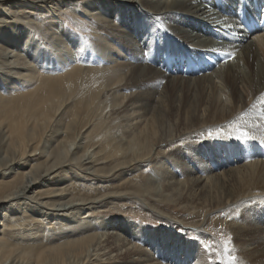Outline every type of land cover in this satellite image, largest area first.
<instances>
[{
	"label": "bare ground",
	"instance_id": "1",
	"mask_svg": "<svg viewBox=\"0 0 264 264\" xmlns=\"http://www.w3.org/2000/svg\"><path fill=\"white\" fill-rule=\"evenodd\" d=\"M243 9L264 0H0V264H206L212 224L264 264V31ZM137 171L139 195L111 188ZM134 203L175 229L110 216Z\"/></svg>",
	"mask_w": 264,
	"mask_h": 264
},
{
	"label": "rangeland",
	"instance_id": "2",
	"mask_svg": "<svg viewBox=\"0 0 264 264\" xmlns=\"http://www.w3.org/2000/svg\"><path fill=\"white\" fill-rule=\"evenodd\" d=\"M69 16V17H68ZM71 19V21L69 22L68 20H70ZM65 22H66V24L70 27V26H72L71 28L72 29H74V30H77V31H79V33L83 36V37H85L86 39H88V42H90L91 41V35L90 34H88V31H86V30H84V28L82 27V25H80L81 23H80V20H78L77 18H75V17H73V16H70V15H67V17H65ZM71 23V24H70ZM70 24V25H69ZM80 26H79V25ZM81 27V28H80ZM82 32H81V31ZM38 34V33H37ZM87 34V35H86ZM38 36L40 37V38H42V36L40 35V34H38ZM88 36V37H87ZM91 44V43H90ZM44 46L46 45V46H48L46 43L45 44H43ZM92 64L94 63V62H91ZM210 131V133H205L203 136L204 137H206V138H208V136L210 137L209 139L211 140V138H212V140L214 141L215 139H218L219 137H220V135H217V133L216 132H213V131H211V130H209ZM217 136H215V135ZM203 139V140H207V139ZM209 139L207 140V141H209ZM216 141V140H215ZM214 141V142H215ZM247 155V154H246ZM152 171V167H148L147 169H146V171L144 170V172H145V174H148V173H150ZM135 175H138V177L137 178H133V181L131 182V183H129V184H127V183H124L122 186H118V184L121 182V181H118L117 183H115V182H111L112 184H111V188L113 189H116V190H119V191H125V192H128V193H131L132 195H139V193L138 192H136L137 190H138V188H139V186H141V184H142V176H141V172H136V173H133L132 175H130L129 176V178H132L133 176H135ZM139 176L141 177V178H139ZM123 181V180H122ZM175 199H177L176 197H175ZM174 201V200H173ZM130 203H132V202H130ZM156 204L162 209V210H164V211H166V212H168V213H171L172 215H174V216H179V217H184V215H185V211H184V209H182V208H180V207H178V203L177 202H175V203H173V202H156ZM133 205V207H132V214H128V213H126V212H123V211H114V212H111L110 213V216H115V217H117V218H122V217H124V216H129L130 218H135L134 220H136L138 223H143V224H145V225H148L149 227L150 226H154V227H167L168 229L170 228V227H173V226H168V225H165L164 224V226H163V223H161L157 218H155V217H153V215H150V214H148V213H146V212H144V211H140L139 209L141 208L139 205H137L136 203H134V204H132ZM128 208V207H127ZM126 210V209H125ZM130 210V209H129ZM188 222V221H187ZM186 224H188V226H191V227H196V226H198V225H196V224H194V223H186ZM209 227H207V229L206 230H208V231H210L212 234H214L215 235V244H217V246L216 247H213L212 246V244H209V245H211L212 247H211V249L209 250V249H207V257L209 256V260H212V259H210V258H213V260H216V259H222L223 257H224V245H223V243H222V241L224 240V238L225 239H227L228 237L227 236H225L223 233L221 234L219 231H218V227H217V225H215V224H212V225H208ZM215 228H214V227ZM150 228H153V227H150ZM174 228V227H173ZM175 229V228H174ZM218 232V233H217ZM197 239H196V238ZM191 239L192 240H194V241H197V243H199V241H200V237H197V236H195V235H193V237H191ZM202 241H200V242H202V245L204 246L205 245V243L203 242V239H201ZM211 243V242H210ZM220 245V246H219ZM231 245L229 244L228 245V248L231 250ZM213 249V250H212ZM216 255H215V254ZM220 253H221V255H220ZM211 255V256H210ZM214 256V257H213ZM216 257V258H215Z\"/></svg>",
	"mask_w": 264,
	"mask_h": 264
},
{
	"label": "snow or ice",
	"instance_id": "3",
	"mask_svg": "<svg viewBox=\"0 0 264 264\" xmlns=\"http://www.w3.org/2000/svg\"><path fill=\"white\" fill-rule=\"evenodd\" d=\"M158 19L159 18H157V20ZM219 23L220 22L217 21V24H219ZM224 23H227V20H225ZM238 26H242V24H240ZM159 28H160V25L157 24L152 29L149 30V34H148V36L144 40V47L148 51H145V52L142 53V58L145 57V56H147L150 53L151 47H152L151 41L153 39V35L152 34L154 32H156V31H158ZM210 51L213 52V53H215V52H218L219 49H215L214 48V49H211ZM223 56H227L230 59H232V58L235 57V52L234 51L233 52H225V53H223ZM258 103L260 105H264V94H261L259 96ZM256 107H257V104L254 103L252 105V108H256ZM261 118H264V112L261 113ZM236 131L238 132V135L235 137V139L237 141L247 143L249 141H255V139H256L254 136H250L247 131H240L239 129H236ZM217 135H219V134H217ZM259 145L260 146H264V136H262V138L260 139ZM236 213H237V216H239L240 215V210L237 209L236 210ZM222 215H223V213H222ZM228 218L229 219H232V216L229 214ZM182 231H184V230H182ZM231 239H232L231 237H228L227 239H224L222 241V243L224 245V257L222 259H217V260H207L206 264H235V259L236 258L234 256H231L229 254L230 253V249L228 248V245L231 243ZM211 247H212L211 245H207V244L204 245V248L205 249H209L210 250Z\"/></svg>",
	"mask_w": 264,
	"mask_h": 264
}]
</instances>
